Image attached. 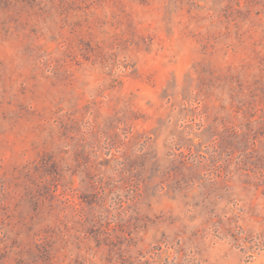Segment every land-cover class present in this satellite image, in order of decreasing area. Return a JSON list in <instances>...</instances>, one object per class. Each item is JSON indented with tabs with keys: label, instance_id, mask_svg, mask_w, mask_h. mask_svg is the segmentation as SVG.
<instances>
[{
	"label": "rangeland",
	"instance_id": "obj_1",
	"mask_svg": "<svg viewBox=\"0 0 264 264\" xmlns=\"http://www.w3.org/2000/svg\"><path fill=\"white\" fill-rule=\"evenodd\" d=\"M0 264H264V0H0Z\"/></svg>",
	"mask_w": 264,
	"mask_h": 264
}]
</instances>
